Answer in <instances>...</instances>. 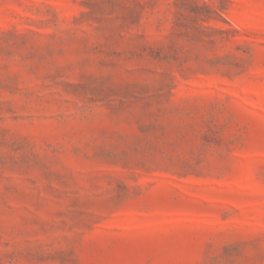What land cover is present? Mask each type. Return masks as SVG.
I'll return each mask as SVG.
<instances>
[{
    "label": "rangeland",
    "instance_id": "1",
    "mask_svg": "<svg viewBox=\"0 0 264 264\" xmlns=\"http://www.w3.org/2000/svg\"><path fill=\"white\" fill-rule=\"evenodd\" d=\"M0 264H264V0H0Z\"/></svg>",
    "mask_w": 264,
    "mask_h": 264
}]
</instances>
